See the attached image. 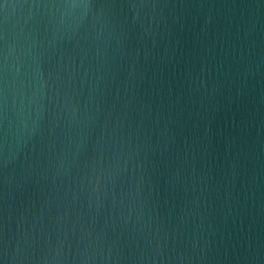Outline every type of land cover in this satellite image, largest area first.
<instances>
[{
    "label": "water",
    "instance_id": "water-1",
    "mask_svg": "<svg viewBox=\"0 0 264 264\" xmlns=\"http://www.w3.org/2000/svg\"><path fill=\"white\" fill-rule=\"evenodd\" d=\"M0 264H264V0H0Z\"/></svg>",
    "mask_w": 264,
    "mask_h": 264
}]
</instances>
